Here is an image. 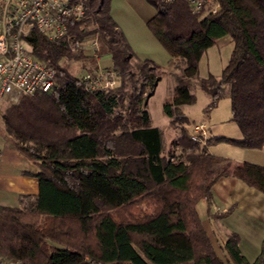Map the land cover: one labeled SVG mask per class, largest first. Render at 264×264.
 Returning a JSON list of instances; mask_svg holds the SVG:
<instances>
[{
    "label": "trees",
    "instance_id": "16d2710c",
    "mask_svg": "<svg viewBox=\"0 0 264 264\" xmlns=\"http://www.w3.org/2000/svg\"><path fill=\"white\" fill-rule=\"evenodd\" d=\"M155 6L147 27L181 73L162 112L181 124L167 158L162 132L151 126L147 100L161 75L150 59L136 60L110 14L111 0H91L85 18L68 24L55 40L33 29L27 37L37 59L55 69L47 92L21 95L0 119L11 145L39 168L38 193L20 207H0V258L6 264H225L217 257L199 219L196 203L211 197L212 185L235 176L264 192V166L235 162L207 151L213 142L242 148L264 144V0H218L217 12H193L181 0ZM86 23L87 30L81 25ZM97 35L99 55L110 58L113 88H86L59 61L97 59L74 52L68 37ZM228 35L230 57L219 77L200 79L216 107L229 85L231 116L240 138L210 137L200 146L189 137L181 106L194 102L190 79L202 54ZM125 217L116 214L138 208ZM236 233L223 244L228 264H264V239L254 262L238 249Z\"/></svg>",
    "mask_w": 264,
    "mask_h": 264
},
{
    "label": "rangeland",
    "instance_id": "374dc122",
    "mask_svg": "<svg viewBox=\"0 0 264 264\" xmlns=\"http://www.w3.org/2000/svg\"><path fill=\"white\" fill-rule=\"evenodd\" d=\"M110 14L123 32L136 60L150 59V61L156 65L157 70L161 75V79L158 82L153 95L148 98V110L152 124L161 129L162 143L166 154H168V149H172L173 155H179V146H173L171 144L172 140L180 135L181 124L171 123V119L169 121V117L163 114L162 105L165 98L172 96L176 85V78L181 73L180 70L185 64H181L180 67L175 69L170 60L171 57L169 53L147 27L146 22L155 14V6L151 2L148 0H111ZM84 45L86 48L84 50L82 49L84 53L83 55L91 56L92 47H94L93 41L90 40L85 42ZM98 47L100 49V42ZM232 47L233 43L230 40V37L226 35L217 39L215 44L202 54L198 62L197 73L190 79V92L195 97L194 102L181 106L183 114L189 121L188 125L184 126L191 129L194 123L204 122L211 130L208 138H214L217 136H225L228 138L241 137L237 124L230 120L231 107L229 85H224L216 107L208 111L205 110V108L210 101V96L200 87V79L207 78L210 74L217 77L220 76L222 68L230 57L229 55ZM74 52L79 51L75 50ZM97 61V64L99 65L97 67L102 68V63L109 62V56L104 54L100 57L98 52ZM59 64L67 68L72 75L78 77L82 76L87 69L92 67L91 62H89V59L87 58H85V60L83 58H63L59 61ZM105 69L111 70L109 68ZM114 78L116 85L117 79L116 77ZM8 105L9 103L4 106L0 113H3ZM0 123L3 124L1 119ZM215 143L216 142H213L209 146H215ZM216 147H219L222 151H226L227 148L230 150L234 149V146H231L226 142H219ZM216 147L210 148L211 150L216 151ZM170 155L171 154H168L167 158H171ZM140 207L141 209H144L145 204L141 203L140 206L138 205V208L129 206L125 211L118 212L116 216H119L121 219V217H125L128 212L132 214L134 211L137 212ZM2 263L6 264L3 260Z\"/></svg>",
    "mask_w": 264,
    "mask_h": 264
},
{
    "label": "built area",
    "instance_id": "2783aa9c",
    "mask_svg": "<svg viewBox=\"0 0 264 264\" xmlns=\"http://www.w3.org/2000/svg\"><path fill=\"white\" fill-rule=\"evenodd\" d=\"M160 4H172L177 0H155ZM193 12L202 14L217 12L218 0H181ZM91 8V0H4L0 31V112L8 103H15L21 95L47 92L55 84V69L37 59L31 53L27 40L33 29L46 38L55 40L64 37L68 24L85 18ZM83 30L88 26L84 22ZM73 51H82L85 42L93 41L92 55L98 59L99 40L97 35L84 40L67 38ZM115 73L97 68L93 73L85 71L80 76L86 88H113ZM189 137L200 146H205L209 130L204 122L194 123ZM0 264L2 260L0 259Z\"/></svg>",
    "mask_w": 264,
    "mask_h": 264
},
{
    "label": "crops",
    "instance_id": "0c3cea01",
    "mask_svg": "<svg viewBox=\"0 0 264 264\" xmlns=\"http://www.w3.org/2000/svg\"><path fill=\"white\" fill-rule=\"evenodd\" d=\"M3 3L4 0H0V31ZM102 64L110 66V58L108 63ZM150 121L151 126L158 127L152 124L151 116ZM208 130L210 134L209 127ZM2 133H5L4 125L0 123V207H20L25 195L35 196L38 193L35 174L39 168L21 155ZM218 143L208 145L207 151L235 162L247 161L264 166V144L259 148H242L230 143L234 149L222 151L216 147ZM210 147H216V151ZM196 210L217 257L223 263L228 264L223 244L232 233L239 237L238 249L247 262H254L264 239V192L233 175L223 176L212 185L211 197H202L196 203Z\"/></svg>",
    "mask_w": 264,
    "mask_h": 264
}]
</instances>
